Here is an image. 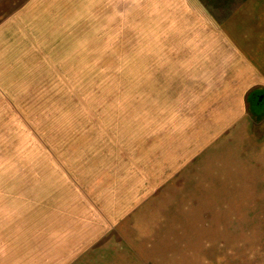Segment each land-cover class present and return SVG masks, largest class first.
<instances>
[{"label": "rangeland", "instance_id": "1", "mask_svg": "<svg viewBox=\"0 0 264 264\" xmlns=\"http://www.w3.org/2000/svg\"><path fill=\"white\" fill-rule=\"evenodd\" d=\"M88 4L0 0V230L28 237L0 264H264V144L230 139L235 98L205 96L187 34Z\"/></svg>", "mask_w": 264, "mask_h": 264}, {"label": "crops", "instance_id": "2", "mask_svg": "<svg viewBox=\"0 0 264 264\" xmlns=\"http://www.w3.org/2000/svg\"><path fill=\"white\" fill-rule=\"evenodd\" d=\"M62 1L100 3L104 16H126L129 14L121 10L132 9L134 12L130 15L149 18L150 32L187 34L186 44L181 47L191 50L189 66L195 63L197 70L205 75L206 89L221 91L205 96L235 98L228 105V117L224 121L228 122L229 130L234 127L229 133L230 139L262 140L264 144V0ZM193 50L195 56H191ZM203 64L206 67L201 69L199 65ZM261 165L264 166V152H261ZM24 209L21 207V212L10 210L6 217L19 218V213L28 217ZM15 225L10 224L6 231L0 230L3 235L0 241L28 239L22 227ZM28 226L26 224V231ZM12 242L11 248L1 249L4 252H0V256L21 255L16 252L22 250L19 244Z\"/></svg>", "mask_w": 264, "mask_h": 264}]
</instances>
